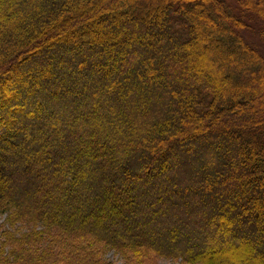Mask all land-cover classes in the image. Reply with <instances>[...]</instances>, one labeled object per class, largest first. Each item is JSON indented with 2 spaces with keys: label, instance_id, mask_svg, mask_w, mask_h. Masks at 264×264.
I'll return each mask as SVG.
<instances>
[{
  "label": "trees",
  "instance_id": "16d2710c",
  "mask_svg": "<svg viewBox=\"0 0 264 264\" xmlns=\"http://www.w3.org/2000/svg\"><path fill=\"white\" fill-rule=\"evenodd\" d=\"M260 24L264 0H0V264H264Z\"/></svg>",
  "mask_w": 264,
  "mask_h": 264
},
{
  "label": "rangeland",
  "instance_id": "374dc122",
  "mask_svg": "<svg viewBox=\"0 0 264 264\" xmlns=\"http://www.w3.org/2000/svg\"><path fill=\"white\" fill-rule=\"evenodd\" d=\"M264 28V24H260L258 28ZM96 31H100V28H93ZM245 29V28H244ZM248 30V29H247ZM245 30V31H247ZM245 37L249 43L252 44V46H255L258 48V51H260L262 54H264V42H262V39H260L256 34H253L252 32H246ZM247 61V60H244ZM6 216H3L0 214V243L2 238V233L4 230H11V228L5 223ZM18 235H21L23 232H25V228L21 226H17L12 230ZM1 246V245H0ZM103 257L106 261L113 263V264H125V260L122 255L118 254L117 252L108 250L104 252ZM158 264H182L181 261L176 260H160Z\"/></svg>",
  "mask_w": 264,
  "mask_h": 264
}]
</instances>
